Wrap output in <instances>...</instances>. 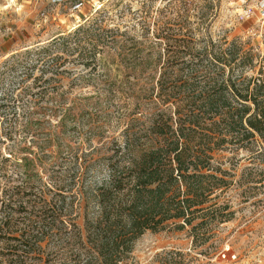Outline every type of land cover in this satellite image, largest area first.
<instances>
[{"label":"trees","instance_id":"16d2710c","mask_svg":"<svg viewBox=\"0 0 264 264\" xmlns=\"http://www.w3.org/2000/svg\"><path fill=\"white\" fill-rule=\"evenodd\" d=\"M178 2L165 9L152 43L147 18L141 33L110 29L105 18L35 51L31 69L49 60L54 81L67 72L59 52L77 55L89 75L101 71L107 103L90 108L114 106L125 126L68 161L48 163L34 139L35 149L2 157L0 264H137L135 245L147 232L186 231L198 249L233 219L227 194L236 183L225 155L264 157V59L242 38L215 39L202 27L209 15L191 17L193 0ZM67 100L51 115L60 132L48 142L59 155L69 148L62 134L71 123L81 134L88 112ZM96 130L93 123L89 132Z\"/></svg>","mask_w":264,"mask_h":264},{"label":"rangeland","instance_id":"374dc122","mask_svg":"<svg viewBox=\"0 0 264 264\" xmlns=\"http://www.w3.org/2000/svg\"><path fill=\"white\" fill-rule=\"evenodd\" d=\"M193 2L191 17L201 11L209 15L207 23L202 25L205 31L215 39L223 35L229 40L242 38L264 59V0ZM178 3V0H0V160L10 149L26 144L35 149L37 146L30 143L34 139L35 143H44L45 151L51 154L47 162L52 164L73 156L74 151L83 156L91 145L101 149L119 135L125 126L124 120H120L122 112L114 106L104 113L99 106L100 109L90 108L97 101L102 106L107 103L102 72L89 75L76 60L77 55L59 52L68 59L64 65L67 72L54 81L50 79L52 74L45 73L51 65L49 60L36 70L31 69L35 51L47 47L59 36L94 25L95 21L100 24L105 18L106 27L129 29L132 33H141L140 21L147 18L152 43L156 41L157 22L165 16V9ZM29 51L31 55H27ZM151 52V59L159 61L158 51L151 48ZM166 59L162 57L163 62ZM26 73H32L33 78L27 79ZM41 75L43 79L35 81ZM64 99H68L67 107L74 105L88 112H84L85 127L81 134L72 123L62 134L70 149L59 155L56 143L48 139L49 133L60 132L56 128L59 118L51 115L52 109ZM93 123L98 130L91 135L89 129ZM225 157V168L231 170L227 178L236 183L227 194L233 219L215 228L208 242L198 249L193 247L186 231L172 228L147 232L135 245L137 264H264V184L256 183H264V157L253 159L244 153L238 156L227 153ZM68 165L65 162L64 167ZM241 182L243 186L239 187Z\"/></svg>","mask_w":264,"mask_h":264}]
</instances>
